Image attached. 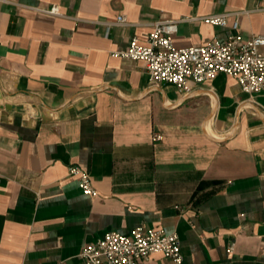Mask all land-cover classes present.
I'll use <instances>...</instances> for the list:
<instances>
[{"label":"crops","instance_id":"crops-1","mask_svg":"<svg viewBox=\"0 0 264 264\" xmlns=\"http://www.w3.org/2000/svg\"><path fill=\"white\" fill-rule=\"evenodd\" d=\"M52 6L63 15L38 11ZM225 13L264 35V0H0V264H78L140 226L177 233L182 264H264V91L225 75L151 90L144 62L112 55L158 21L194 18L178 48L225 40L231 28L195 20Z\"/></svg>","mask_w":264,"mask_h":264},{"label":"built area","instance_id":"built-area-1","mask_svg":"<svg viewBox=\"0 0 264 264\" xmlns=\"http://www.w3.org/2000/svg\"><path fill=\"white\" fill-rule=\"evenodd\" d=\"M38 11L63 15L59 6L39 8ZM240 16L241 13H225L195 19L214 27L231 28L232 33L225 40L214 38L205 45L185 48L176 47L174 36L180 23L194 18L158 21L154 23L146 42L134 37L127 49L114 51L112 55L144 62L150 76L151 90L169 84L183 96H188L218 76L225 75L235 78L244 93L255 95L264 91V35L246 39L240 31ZM232 18L234 21L231 23ZM128 24L124 15L115 22L105 23L108 31L115 25ZM162 139L160 134L154 136L155 141ZM69 175L78 179L84 195L99 196L91 175L83 168L72 165ZM233 250L231 246L230 252ZM155 254H161L175 264H182L184 258L179 235L148 226L137 227L129 234L108 231L82 250L78 264H140Z\"/></svg>","mask_w":264,"mask_h":264}]
</instances>
